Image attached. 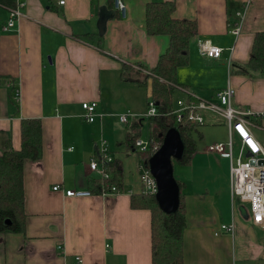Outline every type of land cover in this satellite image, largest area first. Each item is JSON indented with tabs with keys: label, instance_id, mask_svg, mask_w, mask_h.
Segmentation results:
<instances>
[{
	"label": "crops",
	"instance_id": "obj_1",
	"mask_svg": "<svg viewBox=\"0 0 264 264\" xmlns=\"http://www.w3.org/2000/svg\"><path fill=\"white\" fill-rule=\"evenodd\" d=\"M21 1L20 15L7 31L2 26L9 9L0 4V151L6 139L20 147L23 118L41 120L43 149L40 159L24 163V231L0 233V264H151V211L130 206L131 194L140 191V158L134 146L119 145L128 131L142 138L151 81L146 87L124 81L121 67L152 68L167 47L166 35H150L144 28L146 3L162 0H123L124 14L114 0ZM170 1L175 17L195 20L197 26L177 81L189 94L213 100L229 82L233 104L256 113L251 131L264 145L257 135H264V77L235 70L247 61L254 34L264 30V0ZM101 7L112 12L102 35L97 28ZM200 39L221 47V56H202ZM183 96L178 92L176 99ZM82 102H95L102 116L83 120ZM127 111L133 118L124 130L116 121ZM101 140L122 163L118 194L92 192V181L100 177L88 163ZM211 154L204 158L217 166L176 178L183 183L187 222L183 264H264V228L245 217L248 205L231 198L228 159ZM55 185L60 188L54 190ZM66 189L92 195L67 197ZM231 222L233 234H214Z\"/></svg>",
	"mask_w": 264,
	"mask_h": 264
},
{
	"label": "trees",
	"instance_id": "obj_2",
	"mask_svg": "<svg viewBox=\"0 0 264 264\" xmlns=\"http://www.w3.org/2000/svg\"><path fill=\"white\" fill-rule=\"evenodd\" d=\"M0 4L9 8L16 6V0H0ZM175 3L170 0L149 1L145 6L144 28L150 35H166L168 44L159 55L157 63L152 68L141 65L122 64V80L136 83L141 87L151 81V99L156 107V113L147 118L148 137L151 143L158 147L165 133L176 127L184 150L179 160L188 163L196 151V140L193 132L197 124L188 122L176 123L173 115V103L178 91L185 95L189 89L176 79L178 67L188 62L189 41L197 32L196 21L181 19L174 16ZM133 67L134 73L128 70ZM235 70L252 76L251 71H257L264 77V30L254 34L249 57L246 62L235 66ZM139 74L138 76H135ZM139 134L128 131L119 145L129 150L134 146ZM42 122L39 118H23L20 123V147L12 146L10 139L4 140L0 151V233H21L24 231L26 213L24 210V163L27 160H38L42 156ZM140 159L147 161L151 151H136ZM110 173V184L119 188L122 186L123 168L118 158L106 163ZM179 187V205L175 212L165 213L155 199V195L144 194L141 191L131 194L132 208H146L151 211V264H183V235L186 229L185 208L182 202L183 183L176 179ZM104 185L103 179L92 181V192L99 193Z\"/></svg>",
	"mask_w": 264,
	"mask_h": 264
},
{
	"label": "built area",
	"instance_id": "obj_3",
	"mask_svg": "<svg viewBox=\"0 0 264 264\" xmlns=\"http://www.w3.org/2000/svg\"><path fill=\"white\" fill-rule=\"evenodd\" d=\"M59 5H63L65 0H56ZM116 8L125 13L126 5L123 0H114ZM23 1L17 0L16 6L9 8L8 19L2 26L4 31L14 27L15 21L20 15L19 8L23 6ZM232 32L238 35L240 25L234 26ZM199 53L207 58L218 59L222 54V48L211 43L208 39H200L197 43ZM235 91L231 84L215 92V100L195 97L189 93L176 99L173 115L176 123L184 124L188 122L202 124L203 113L214 112L224 119L227 127V140L214 142L204 150L228 158L230 165V191L231 198H238L241 202L248 204V219L252 223L264 228V145L256 139L251 128L255 125L251 117L256 113L251 109L242 108L233 104ZM81 117L87 122H93L96 117L102 114L96 112L95 102H82ZM156 113V107L151 97L147 101L144 117H149ZM129 111L118 114V120L127 124L132 117ZM134 148L139 152L151 151L153 153L158 146L151 143L149 139L136 138ZM113 159L108 151L107 144L101 140L97 144L95 154L90 158L88 167L104 180V185L99 191L100 195L118 194L120 188L110 184V173L106 170V163ZM138 179L140 191L144 194L155 195L157 192L156 179L151 174L145 160L140 159L138 165ZM59 185L53 187L59 189ZM64 194L67 197H84L92 195L89 190L66 189ZM234 223L221 224L219 229L214 231L215 235L221 232L233 234ZM77 263H81L80 256L75 257Z\"/></svg>",
	"mask_w": 264,
	"mask_h": 264
},
{
	"label": "water",
	"instance_id": "obj_4",
	"mask_svg": "<svg viewBox=\"0 0 264 264\" xmlns=\"http://www.w3.org/2000/svg\"><path fill=\"white\" fill-rule=\"evenodd\" d=\"M112 14L101 7L97 22L98 33L104 34L105 24ZM184 150L183 142L176 127L170 128L164 135L161 145L148 159V167L156 179L155 199L165 213H173L179 205V187L173 175V160H179ZM248 218V214L245 215Z\"/></svg>",
	"mask_w": 264,
	"mask_h": 264
},
{
	"label": "rangeland",
	"instance_id": "obj_5",
	"mask_svg": "<svg viewBox=\"0 0 264 264\" xmlns=\"http://www.w3.org/2000/svg\"><path fill=\"white\" fill-rule=\"evenodd\" d=\"M251 72L253 74L252 78H254L256 71H251ZM178 92L176 94L175 100L178 96ZM142 118L143 119L141 120V125L139 128L141 130L142 138L146 140V139H149V137H147L148 136V122H147L146 117L142 116ZM203 118H204L203 123L199 124L197 126L196 131L193 132V138L196 140V152L192 160L190 159L191 163L189 161L188 163L182 164V163L173 161V175L175 179L176 178L184 179V178H187L185 176H190V175L195 176L196 173L201 169L214 168L215 166H217V163L215 161L213 160L207 161L204 158V157L211 158L212 154L210 153L208 154L210 156H208L207 154H204L203 150L208 145L214 142L226 141L227 140V127L225 125L224 119L214 112H209V111L204 112ZM116 125H118V127L124 130L127 129V124L120 123L119 120L116 121ZM255 131L257 132L256 129ZM257 135L259 136L258 138H264V135H262L261 132H258ZM235 200H236V204L238 202L240 205H243V206L248 205L247 202H241L238 198H235Z\"/></svg>",
	"mask_w": 264,
	"mask_h": 264
},
{
	"label": "bare ground",
	"instance_id": "obj_6",
	"mask_svg": "<svg viewBox=\"0 0 264 264\" xmlns=\"http://www.w3.org/2000/svg\"><path fill=\"white\" fill-rule=\"evenodd\" d=\"M146 118H148V117H146ZM120 122V121H119ZM121 123V122H120ZM153 154V153H152ZM147 166H148V162H147V164H146ZM149 168V167H148Z\"/></svg>",
	"mask_w": 264,
	"mask_h": 264
}]
</instances>
